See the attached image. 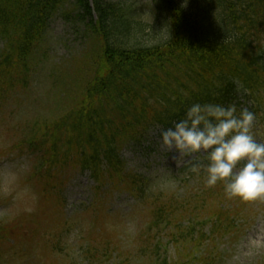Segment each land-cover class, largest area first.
I'll list each match as a JSON object with an SVG mask.
<instances>
[{
    "label": "trees",
    "instance_id": "1",
    "mask_svg": "<svg viewBox=\"0 0 264 264\" xmlns=\"http://www.w3.org/2000/svg\"><path fill=\"white\" fill-rule=\"evenodd\" d=\"M150 1L152 23L157 26L160 20L164 32L144 44L135 41L141 32L139 24L119 4L0 0L1 102L11 91L27 89L35 75H27L29 63L58 14H73L83 24L93 46L89 54L96 57L90 58V73L84 80L78 81L75 74L71 89H57L56 97L61 91L57 98L64 99L65 108L29 126L28 146L39 155L34 180L44 182L48 200H58L53 182L58 179L63 184L64 178L59 177L70 169L89 172L100 185L115 177L120 182L121 147L140 142L151 129L172 127L193 103L235 104L238 111L245 107L255 115L264 111V0H191L205 12L200 14L189 8L194 4L185 5L182 0ZM199 174L194 194L205 198L195 199V207L208 215L206 222L195 220L192 210L184 219L185 214H177L181 205L172 201L154 213L153 227L166 221L172 229L170 242L176 247L207 243L206 227L215 235L233 227L229 210L223 207L229 203L223 185L208 190L204 173ZM125 183L135 197L144 194V179L129 177ZM234 200L231 216L250 206L249 201ZM1 223L3 240L10 231ZM149 232L148 240L138 246V256L148 264L150 260L169 264L156 233L152 228ZM195 257L187 264H199ZM201 262L215 264L216 259L204 255Z\"/></svg>",
    "mask_w": 264,
    "mask_h": 264
},
{
    "label": "rangeland",
    "instance_id": "2",
    "mask_svg": "<svg viewBox=\"0 0 264 264\" xmlns=\"http://www.w3.org/2000/svg\"><path fill=\"white\" fill-rule=\"evenodd\" d=\"M86 1L91 4V0ZM102 1L119 4L129 12L141 31L136 37L137 43L149 44V40L164 32L160 20L157 26L152 24L150 0ZM182 2L194 4L191 0ZM189 8L194 13H205L197 4ZM92 47L83 24L73 14H58L50 22L45 43L29 63L27 75L34 72L35 75L27 89L13 90L6 100L2 99L4 103L0 101V222L10 231L8 237L0 239V251L9 255L0 262L101 264V260L103 264H125L126 261L148 264L138 256L137 249L143 240H148L145 234L150 235V227L166 251L169 264H187L192 255L201 264L204 255L217 257L218 264H264V199H257L238 216L243 219V228L235 229L238 233L211 238L210 242L206 241L209 246L190 241L185 246L178 243L176 247L170 242L168 234L172 229L166 222L158 227L151 225L155 210L163 204L177 202L182 209L177 214H185V219L191 213L188 210L195 208L193 200L205 198H194L199 176L192 177L189 170L186 174L180 172L185 159L174 158L162 146L161 131L157 129L151 130L142 141L127 144L120 150L124 172L144 179V189H147L144 195L135 197L128 193L127 182L120 184L116 177L100 185L88 173L80 175L70 169L59 177L64 178L63 184L58 179L53 182L58 188L55 192L59 202H55L41 191L42 181L31 180L34 160L25 154L24 146L19 149L18 145L24 141L25 131L33 121L51 119L65 108L63 98H57L61 91L56 97L57 89H71L75 74L78 81L88 76L90 58H96L89 54ZM1 48L0 40V51ZM254 131L259 133L257 140L264 142V122ZM191 214L201 223L208 217L198 209ZM205 232L208 233V227ZM90 250L95 251L90 254ZM119 254L122 257L117 259ZM150 262L154 264V260Z\"/></svg>",
    "mask_w": 264,
    "mask_h": 264
},
{
    "label": "clouds",
    "instance_id": "3",
    "mask_svg": "<svg viewBox=\"0 0 264 264\" xmlns=\"http://www.w3.org/2000/svg\"><path fill=\"white\" fill-rule=\"evenodd\" d=\"M254 123L247 108L197 102L161 131V144L184 158L189 172H203L205 187L222 184L228 199H264V142L257 140Z\"/></svg>",
    "mask_w": 264,
    "mask_h": 264
}]
</instances>
